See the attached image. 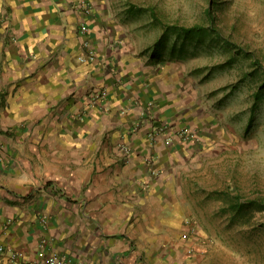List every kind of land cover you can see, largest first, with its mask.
<instances>
[{
    "label": "crops",
    "instance_id": "crops-1",
    "mask_svg": "<svg viewBox=\"0 0 264 264\" xmlns=\"http://www.w3.org/2000/svg\"><path fill=\"white\" fill-rule=\"evenodd\" d=\"M83 1L0 0V264L53 249L76 264H195L152 259L184 210L167 181L174 161L155 175L148 158L166 147L163 157L172 156L182 140L174 126L161 141L149 138L162 101L138 77V25L127 26V0H88L102 23L89 20L84 32ZM87 48L95 59H82ZM138 201L146 207L139 221Z\"/></svg>",
    "mask_w": 264,
    "mask_h": 264
},
{
    "label": "rangeland",
    "instance_id": "rangeland-1",
    "mask_svg": "<svg viewBox=\"0 0 264 264\" xmlns=\"http://www.w3.org/2000/svg\"><path fill=\"white\" fill-rule=\"evenodd\" d=\"M124 4L127 26L138 25V77L155 84L157 98L162 101L161 113L150 116L155 120L154 129L174 126L191 130L190 139L182 140L183 148L179 146V151L169 153L172 156L163 157L168 151L164 147L167 150L160 153L158 160L148 158L155 175L169 169L164 160L174 161V168L169 170L174 176L167 181L173 183L178 197L176 207L181 205L184 210L181 217L177 216L180 220L173 223L174 231H167L170 242L163 249L150 248L153 256L162 252L152 259L264 264V211H257L249 222H242L224 208L226 191L233 196L242 191L247 197H264V98L255 106L254 93L259 83L250 75L242 77L245 71L251 72L250 62L242 58L228 62L230 48L218 43L197 46L189 39L186 47L190 54L180 57L182 38L176 41V35L171 33L166 56L163 54L165 60L155 63L160 56L155 53V59H151V54L164 24L204 22L208 1L127 0ZM138 6L146 9L138 10ZM228 6L224 18L234 37L263 48L264 0H231ZM151 7L164 23L153 19L151 10H147ZM77 9L85 16L87 27L91 25L89 20L102 23L100 12L91 1L80 2ZM114 21L113 16H108L107 27ZM173 43L175 54L170 52ZM78 56H73L75 62L81 61ZM152 104L154 101L147 104L151 110ZM162 136L154 143L161 141ZM140 185L141 191L144 187L149 195V187ZM145 214L146 207L138 201V221ZM149 235L154 237V230ZM138 254L145 259V246L138 245Z\"/></svg>",
    "mask_w": 264,
    "mask_h": 264
},
{
    "label": "trees",
    "instance_id": "trees-1",
    "mask_svg": "<svg viewBox=\"0 0 264 264\" xmlns=\"http://www.w3.org/2000/svg\"><path fill=\"white\" fill-rule=\"evenodd\" d=\"M208 4L205 8V20L204 22H198L193 24H180L178 22L164 24V31L160 37L156 40L151 59H155V53L160 57L155 59L154 62H162L165 60V50L168 47V41L171 33L176 35V41L182 38L178 55L180 57L190 54L189 49L186 47V39L194 41L195 44H210L218 43L231 49L232 53L228 59V62H234L237 59H246L250 62L251 72L245 71L242 75L243 78L252 76V80L259 83V87L254 93L256 100L255 106L258 102L264 98V47L259 49L251 44L242 42V40L234 37L232 30L224 18L225 11L229 7L228 3L231 0H207ZM152 8V7H151ZM148 8L151 10L153 19L157 23H164L158 16L155 8ZM146 8L138 6V10H144ZM236 25L235 23H233ZM233 25V26H234ZM175 45L170 51L175 54ZM163 54L165 56H163ZM225 209L232 213V216L236 219H240L242 222H249L257 211H264V197L255 196L247 197L245 193L239 191L236 195H232L229 191L225 192Z\"/></svg>",
    "mask_w": 264,
    "mask_h": 264
},
{
    "label": "built area",
    "instance_id": "built-area-1",
    "mask_svg": "<svg viewBox=\"0 0 264 264\" xmlns=\"http://www.w3.org/2000/svg\"><path fill=\"white\" fill-rule=\"evenodd\" d=\"M82 27L84 32L88 31V27L86 24H83ZM86 54L88 55V57H82V59L88 58L90 60H93L96 58V51L92 48H90L89 51L86 52L84 56H86ZM154 127L155 126H153L149 132V138L152 142L158 140V138L161 136V134L164 133L165 130L164 127L159 126L157 129L156 128L154 129ZM190 133L191 130L188 127H180L177 130V135L183 141H188L190 139ZM123 149H125L126 151L130 150L129 146L127 145H123ZM43 221L47 222V218L43 217ZM48 242L52 243V241H49L48 239H44V243L42 245L44 246ZM5 250L6 247L4 245H0V254L5 252ZM11 255L14 259H16L18 257H21V252L12 250ZM41 255L42 257L40 258V260L31 261L30 263H26V264H76L77 262L76 258L72 254L63 253L58 251L57 249H53L49 252H43Z\"/></svg>",
    "mask_w": 264,
    "mask_h": 264
}]
</instances>
